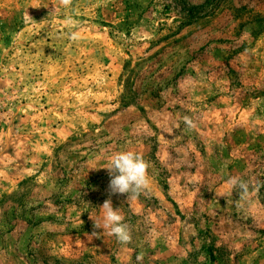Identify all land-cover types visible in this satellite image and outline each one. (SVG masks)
Here are the masks:
<instances>
[{"label": "rangeland", "instance_id": "374dc122", "mask_svg": "<svg viewBox=\"0 0 264 264\" xmlns=\"http://www.w3.org/2000/svg\"><path fill=\"white\" fill-rule=\"evenodd\" d=\"M0 264H264V0H0Z\"/></svg>", "mask_w": 264, "mask_h": 264}, {"label": "clouds", "instance_id": "9594fccd", "mask_svg": "<svg viewBox=\"0 0 264 264\" xmlns=\"http://www.w3.org/2000/svg\"><path fill=\"white\" fill-rule=\"evenodd\" d=\"M62 6H69L71 0H58ZM72 40L79 39V34L76 32L70 33ZM185 123L189 127H193V122L189 117L184 118ZM148 163L137 153L133 151H120L111 156L105 167L108 170L110 177L108 189L109 199H106L100 206L103 210L101 219L93 220L95 228L107 230L108 234L114 236L121 244L131 242L132 236L129 227L124 223V216L112 207V194H138L146 189L150 183L148 175ZM228 187L230 189L239 188L241 197L244 198L248 193V184L242 181L239 177H230L228 179ZM227 193H217V196H224ZM96 236V232L92 233ZM143 254L137 255V261H142Z\"/></svg>", "mask_w": 264, "mask_h": 264}]
</instances>
